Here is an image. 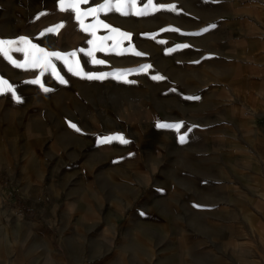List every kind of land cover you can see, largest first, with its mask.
I'll return each instance as SVG.
<instances>
[{
    "label": "rangeland",
    "instance_id": "374dc122",
    "mask_svg": "<svg viewBox=\"0 0 264 264\" xmlns=\"http://www.w3.org/2000/svg\"><path fill=\"white\" fill-rule=\"evenodd\" d=\"M153 3L176 10L99 14L131 37L115 51L97 50L106 63L93 64L86 55L93 36L59 0H0V39L76 51L85 73H110L88 79L53 57L61 83L50 69L16 67L0 54V79L20 97L0 92V217L52 237L53 259L34 264H264V8ZM61 23L58 32L45 31ZM205 35L232 55L193 58L203 41L171 55L172 39ZM16 48L26 46L10 52L23 63L26 51ZM143 65L151 67L139 71ZM116 69L132 71L117 79ZM37 77L49 91L31 83ZM218 83L227 92L214 90ZM181 122L179 130L157 127ZM115 134L129 143H97ZM34 244L48 253L44 239Z\"/></svg>",
    "mask_w": 264,
    "mask_h": 264
},
{
    "label": "snow or ice",
    "instance_id": "6c2138e0",
    "mask_svg": "<svg viewBox=\"0 0 264 264\" xmlns=\"http://www.w3.org/2000/svg\"><path fill=\"white\" fill-rule=\"evenodd\" d=\"M87 2V0H59V6L62 11H68L71 10L75 13V19L78 21L81 30L90 33L93 36L92 40L88 41L89 45H92L93 47L89 48L86 51V55L91 57V62L93 64H105L106 61L99 60L95 56V52L97 50L99 51H115L117 47H119V44L121 40L123 39H130L131 33L123 32L118 28H113L111 25L105 23L103 20L99 19L100 13H107L111 11L119 12L122 15H129L134 14L137 16H143L150 14V11H158L161 9H170L172 11H175L174 5H164L160 4L157 6L155 3H153V0H147V3L143 4V7H138L137 2L138 0H103V3L97 4L95 7H90L86 11H82L80 8L81 3ZM88 16L94 17V21L91 24H85V18ZM63 27V24L54 25L51 28L46 29V32H58L59 28ZM103 27L104 29H107L110 33L108 36L104 37H97L96 32L97 30ZM210 27H215V25H211ZM208 29H204V31H207ZM41 35H44V33H41ZM112 40L113 44L111 48H108L106 45V41ZM99 41V43H97ZM23 44L26 46V48H16V51H26V59L23 63L17 62L14 60L10 52L13 50V46L16 44ZM183 47H188V45H183ZM80 52H84V49H80ZM124 51H127L126 49ZM171 51V49L169 50ZM0 54H3L6 59L9 60L13 65L16 67H26V68H41L44 71L51 70L53 75L57 76V79L60 80L61 83H66V81L59 76L58 73H56L55 67L52 64V59L55 57L56 59H62L65 61L66 64L69 65V70L73 71L75 75H81L88 79H105L107 78L110 73H85L83 71V68L80 66L79 60L76 59L77 52L72 51L70 53H59V52H47L46 50L39 48L37 45L32 44L29 38L27 37H19L17 40H5L0 39ZM122 54V53H118ZM136 55H142V53L136 52ZM71 61V63H70ZM150 65H143L139 71H146L149 69ZM115 71V78L117 79H123L128 72L132 70H121L116 69ZM41 75H43V71L41 72ZM153 79H164V77L156 75L152 77ZM131 83H134V81H128ZM31 83L34 84H41L40 78L37 77L36 79L32 80ZM41 87L45 92L49 91L48 88L43 87V84H41ZM0 92H11V94L16 98L17 101L20 100V97L16 95L14 88L8 84L6 80L0 79ZM194 99H199V97H194ZM70 123V127L75 129L77 132H80L81 129L77 127L76 124ZM181 123H158L157 127L160 128H174L176 130H179L182 127ZM191 131V129H189ZM186 133L182 136H180V142L184 143L186 139ZM113 140H119L121 143L127 144L129 143L128 140L124 139L123 136L120 134H115L111 136H104L100 137L97 141L98 144H105V143H111Z\"/></svg>",
    "mask_w": 264,
    "mask_h": 264
},
{
    "label": "crops",
    "instance_id": "0c3cea01",
    "mask_svg": "<svg viewBox=\"0 0 264 264\" xmlns=\"http://www.w3.org/2000/svg\"><path fill=\"white\" fill-rule=\"evenodd\" d=\"M195 3V5H184L188 7H194V8H226V9H235V8H241V9H261L264 8V0H191ZM200 1V2H199ZM181 5V4H179ZM209 36H201L200 38H175L169 41L170 49L173 50L171 55L176 54L180 49H183V45H186L188 41L198 43V41H203V44L199 45V49L196 52L190 53V55L194 57H209V56H231L232 55V47L230 46H221L224 47L223 50L221 47H219V43L215 40H210L208 42L207 39H209ZM202 39V40H200ZM207 40V42H206ZM223 50V51H221ZM245 54H248L246 52ZM264 80L263 77L259 78V80ZM221 84V83H220ZM228 86L225 84L219 85L217 84V87L215 89H221L226 91V87ZM229 88V87H228ZM28 180L30 182L28 183ZM26 181V185L30 186L32 183V180L29 178ZM34 182V181H33ZM28 183V184H27ZM20 203L21 200H20ZM1 214V213H0ZM3 215V214H2ZM6 222H4L0 217V264H22L23 260H31L32 264L39 261L40 256L49 259H53L51 256L52 253V237H49L47 233L41 231V230H35L31 227H25L21 228V218H15L9 215V218L6 217ZM2 223V224H1ZM3 223H6L3 224ZM26 230V231H25ZM27 236V243L23 250L24 253H22L21 256V236L22 235ZM41 239H44L47 243V248L44 246V250L47 254L41 255L42 249H32L34 247V243L37 241H40Z\"/></svg>",
    "mask_w": 264,
    "mask_h": 264
}]
</instances>
